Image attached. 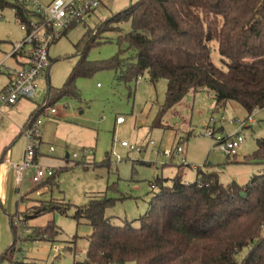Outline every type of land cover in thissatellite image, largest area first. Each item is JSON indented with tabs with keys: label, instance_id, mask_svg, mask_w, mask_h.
<instances>
[{
	"label": "rangeland",
	"instance_id": "rangeland-1",
	"mask_svg": "<svg viewBox=\"0 0 264 264\" xmlns=\"http://www.w3.org/2000/svg\"><path fill=\"white\" fill-rule=\"evenodd\" d=\"M135 1L100 0L83 24L70 29L50 45L48 82L46 78L42 79L40 93L33 99H22L0 109V255L12 243L11 221L14 222L15 217L21 219L19 230L14 226L15 250L11 259L0 258V264H12L14 255L16 264H71L73 257L83 260L91 227L84 220L77 224L71 216L75 206L84 205L91 198L103 195L115 198L114 205L105 210V215L112 216L113 222L120 224L136 219L146 211L151 196L149 181L156 176L171 178L179 173L184 181L193 182L195 168L201 167L204 171H215L222 184L232 181L245 184L252 175L260 172V163L246 161L244 157L257 149L256 139L264 140V107L253 111V121L241 130L244 138L238 153L226 157L214 148V140L202 132L208 124L219 128L223 134L239 129L230 121L248 115L240 104L228 101L224 107L217 108L212 92L188 93L162 115L158 125L153 126L165 99L166 80L161 78L153 83L144 73L139 76L138 84L124 82L110 69L77 77L78 95L58 97L49 106L56 112L42 113L37 161L55 171L53 184H45L44 179L40 187L31 190L39 183L26 176L21 187H16L14 174L4 162L17 161L24 153L26 142L22 130L28 114L42 104L48 86L60 88L63 85L79 58L77 50L81 45L77 46V43L86 31L91 30L97 35V43L87 52L88 61L108 59L120 49L124 50V58L134 55L125 43L121 47L117 43L118 36L130 30V21H107ZM0 15L1 59V51L10 50L22 38L23 31L10 5L0 7ZM210 54L212 61L220 65L215 45ZM2 80L1 76L0 82ZM118 115L124 117V122L115 123ZM122 141L143 149L130 150L121 146ZM177 145L183 148L182 153H175L170 158L156 155V152ZM73 154L78 157L74 158ZM50 202L66 206V213L55 211L23 220L25 213ZM49 221L60 229L58 235L51 233V238L55 239L52 241L45 235L44 239L36 234L38 227ZM17 234L20 242H17ZM247 250L245 247L236 255L238 264Z\"/></svg>",
	"mask_w": 264,
	"mask_h": 264
},
{
	"label": "trees",
	"instance_id": "trees-1",
	"mask_svg": "<svg viewBox=\"0 0 264 264\" xmlns=\"http://www.w3.org/2000/svg\"><path fill=\"white\" fill-rule=\"evenodd\" d=\"M7 5L17 21H26L19 3L0 0L1 8ZM122 20H129L131 28L118 36V46L125 43L134 55L124 58L120 49L108 59L88 61L97 35L86 31L77 43L79 58L63 85L48 86L45 107L58 97H76L77 77L110 69L124 82H136L144 73L153 83L166 80L165 99L153 126L186 94L201 90L214 94L217 108L235 101L250 115L264 107V0H136L107 22ZM213 45L220 65L211 59ZM256 145L244 158L262 167L245 184H222L215 171L201 167L195 168L193 182L184 181L179 173L156 176L149 181L154 189L146 211L120 224L105 215L115 198L97 196L75 206L71 217L77 224L86 221L91 232L84 259L73 257L71 264H238L236 255L245 247L239 264H264V140L256 139ZM55 176L45 184H53ZM66 209L52 202L42 204L25 213L24 220L55 211L65 214ZM11 229L12 243L2 259H11L14 251L13 225ZM37 230L39 238L45 235L50 241L55 240L51 233L60 231L52 221Z\"/></svg>",
	"mask_w": 264,
	"mask_h": 264
},
{
	"label": "built area",
	"instance_id": "built-area-1",
	"mask_svg": "<svg viewBox=\"0 0 264 264\" xmlns=\"http://www.w3.org/2000/svg\"><path fill=\"white\" fill-rule=\"evenodd\" d=\"M19 3L24 9L26 21H19L22 38L15 43L12 50L0 60V75L6 76L7 83L0 89V108L15 104L21 99H33L40 93V82L46 78L50 66L49 47L52 43L60 39L65 33L84 23L92 12L100 4V0H11ZM2 16L0 15V19ZM8 58H15L14 62L8 63ZM136 83H140L139 77ZM55 113L53 107L41 104L39 112L31 117L25 124L22 132L26 142V148L23 155L17 161L5 160L6 166L14 174L15 184L20 186L24 176L28 173L31 181L40 183L44 179L51 177L55 171L49 167L41 165L37 157L38 144L40 143V127L42 123V113ZM252 114L243 119L236 118L230 123L236 125L239 129L223 134L213 125H206L202 132L204 136L212 138L215 142L214 148L219 149L225 156L232 157L238 152L240 144L243 142L241 130L252 120ZM124 122V117L118 115L115 117V123ZM153 145V141H150ZM121 146L130 150L141 151L143 148H135L129 145L127 141H122ZM52 150V147L49 148ZM183 148L180 145L175 148H169L162 152H156V155L162 154L172 157L175 153L180 154ZM74 158L78 154H73ZM154 189V185H150ZM21 217V216H20ZM24 220V219H23ZM21 219L15 217L12 221L13 228H20ZM19 241L20 235L17 234ZM58 251V248L55 246ZM15 250V249H14ZM17 257L14 255L12 264H16Z\"/></svg>",
	"mask_w": 264,
	"mask_h": 264
},
{
	"label": "crops",
	"instance_id": "crops-1",
	"mask_svg": "<svg viewBox=\"0 0 264 264\" xmlns=\"http://www.w3.org/2000/svg\"><path fill=\"white\" fill-rule=\"evenodd\" d=\"M2 16V15H1ZM18 22V21H17ZM13 46L14 45H12L11 46V49L10 50H8V51H1V53H2V58L7 54V53H9L11 50H12V48H13ZM1 58V59H2ZM0 59V60H1ZM14 60H15V58H8V61L10 62V63H12V62H14ZM2 76V78H3V80L0 82V89H2V88H4L5 87V85H6V83H7V79H6V76L5 75H3V74H1L0 75V77ZM46 81L48 82V73H47V76H46ZM46 96H47V91L45 92V96H44V98H43V100L46 98ZM22 100V99H21ZM20 101V100H19ZM18 102V101H17ZM2 107H4V106H2ZM1 107V108H2ZM0 108V109H1ZM35 109V108H34ZM33 109V110H34ZM32 110V111H33ZM32 111H30V113L28 114V117L30 116V114H31V112ZM48 114H50V113H48V112H46L45 113V115H48ZM28 120V119H27ZM26 124V123H25ZM25 126V125H24ZM38 151V150H37ZM36 154H37V157H36V159L38 158V156H39V152H36ZM21 158V157H20ZM66 158H68V154H66ZM1 163V162H0ZM5 163V162H4ZM6 168L8 169V167L6 166ZM10 169V168H9ZM26 176H29V174L27 173L25 176H24V179L26 178ZM24 179H23V181H24ZM14 183H15V180H14ZM23 183V182H22ZM150 184V183H149ZM16 185V184H15ZM22 185V184H21ZM21 185L20 186H17L16 185V187L18 188V187H21ZM34 188V187H33ZM33 188H31V190L33 189ZM17 212V211H16ZM37 226H39V225H37ZM2 259V258H1ZM3 259H6V258H3Z\"/></svg>",
	"mask_w": 264,
	"mask_h": 264
}]
</instances>
